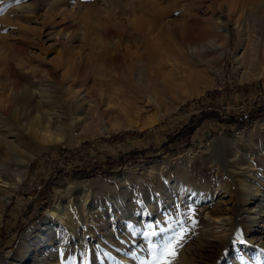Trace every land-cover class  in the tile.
<instances>
[{
    "label": "rangeland",
    "instance_id": "374dc122",
    "mask_svg": "<svg viewBox=\"0 0 264 264\" xmlns=\"http://www.w3.org/2000/svg\"><path fill=\"white\" fill-rule=\"evenodd\" d=\"M256 3L258 18L237 23L240 7ZM170 8L173 25L148 33ZM218 17L226 33L215 29ZM130 23L158 41L128 37ZM155 41L165 52L138 75L124 54ZM263 61L264 0H0V163L10 177L25 173L0 183V193L11 189L0 264H69V255L75 264H140L147 253L126 225L167 227L166 217L180 221L168 235L181 226L186 234L172 264H240L239 256L264 264V113L245 124L224 119L264 104ZM213 109L219 117L188 141L170 142L192 115ZM57 183L70 192L72 223L45 221ZM238 236L243 243L232 244ZM23 238L35 259L27 247L16 252Z\"/></svg>",
    "mask_w": 264,
    "mask_h": 264
},
{
    "label": "bare ground",
    "instance_id": "6f19581e",
    "mask_svg": "<svg viewBox=\"0 0 264 264\" xmlns=\"http://www.w3.org/2000/svg\"><path fill=\"white\" fill-rule=\"evenodd\" d=\"M249 7H251V8H249ZM249 7L247 5H243L242 7H240V14H239L238 18L236 19L237 23H239L241 21L243 24H246V26H247L249 24L250 20H256L258 18L255 16L257 11H258V7H259L258 4L256 3V7H253V6H249ZM231 8L235 9V6L231 7ZM173 11L174 10L172 8H170V10L165 12V13L157 14L152 21L148 22L147 32L152 33L155 30H162V29H164V27H166L165 31H167L170 28L168 25L172 26L173 25L172 23H174V22L173 21L169 22V20H166V17L169 16V13H173ZM225 25H226V21L223 22L222 19L220 17H218L217 25L215 26V29H217V32H218V30H220L221 32L226 33ZM247 31H248V28H247ZM147 32H145L142 23L138 27V31H135L133 25L130 23V27L128 28L127 35H128V37H132L133 35H138V36H140V39L151 40L152 38H156V40H157L158 37H152V38L147 37L146 36V35H148ZM217 32H216V34H217ZM250 32L252 33V29L250 30ZM251 33H249V32L247 33V36H246L247 39L241 38V43H240V46L238 48L239 51L241 49H243V51L241 52V54L239 56V58L243 62L246 59L248 51H250V50H247V47L252 45L251 42L253 43ZM156 35H158V34H156ZM248 36L250 37V39H248ZM128 40H130V38ZM157 41L152 42L151 44L148 43L146 46L144 45L145 47H143V49H140L137 47H136L137 48L136 49L134 47L135 48L134 51L129 50L124 54L125 55L124 59L128 60V62H129L128 65L131 66V68H134L138 75L142 74V72L145 70V67L150 65L154 59H160V55H163V53L165 52V51H163L162 45H160ZM192 45H193L192 42H188L187 46L191 51L193 49ZM189 49H187V50L190 51ZM213 49L216 53L215 59L220 62L222 60V57L224 56V52H225L223 46L221 45V43L215 42ZM118 56H120V55L115 53V55L113 57H114V59H116ZM117 59H120V57ZM262 63H264V61ZM241 79H245V78H241ZM100 84L104 85L105 82L101 81ZM76 97H77V95H76ZM77 99H79L82 102L85 99H87V101H89V99L87 98L86 95H82V96L78 97ZM56 140H59V139L56 138ZM61 143L64 144V142H61ZM7 169H8V166L5 163L4 164L0 163V183H1V186L3 188L8 187V186H6L7 180H10L12 182V184H17L18 182L21 181V179L25 175V173L23 172V173H17L15 175L12 174V177H10L9 173L7 172ZM8 177H10V179ZM59 186H60L59 183H57V185L55 186V190H56V192H58V201L55 205L48 208V210H47V216L45 219L47 224L49 221H52V220L58 221L61 223V222H63L62 218H64L65 221H67V223H72V221H73L71 214H70V211H69L71 208L70 192H67L66 194L64 193L63 195L60 194L59 193ZM10 190L11 189H5V190L1 191V193H0V215H1L2 205H4L8 201V198H9L8 193L10 192ZM86 206L87 205L84 204L83 207L87 208ZM152 207L153 206L150 204L149 208H152ZM68 225H70V224H68ZM69 230L72 232L75 230V228L72 224H71V226H69ZM53 233L54 234L58 233V231L56 230ZM21 247H25V248L27 247V251H26L27 253L28 252L31 253V251H32L33 255H34V257H32V259H35V257H36L35 253L36 252L34 250V247H35L34 245H32L31 243L26 244V242L23 238L20 241L18 247L16 248V252L19 251ZM27 257H30V256L26 255L24 257H21L20 261L21 260L25 261V259ZM5 260H6V258L3 257L2 262L4 263ZM36 261L37 260H32V262H34V263ZM14 264H16V263H14Z\"/></svg>",
    "mask_w": 264,
    "mask_h": 264
},
{
    "label": "snow or ice",
    "instance_id": "6c2138e0",
    "mask_svg": "<svg viewBox=\"0 0 264 264\" xmlns=\"http://www.w3.org/2000/svg\"><path fill=\"white\" fill-rule=\"evenodd\" d=\"M19 3L20 0H15ZM191 211V209H189ZM176 213L179 215V206L176 208ZM167 227H159L161 220H155L153 222H143V227H135L132 223L126 225V230L129 231L130 236L133 238V243L137 244L142 252L147 253L146 258L136 256V253H131L136 256V259L140 264H172L175 259L176 250L180 247L183 240L185 239V230L181 226L179 231H172L171 235H168L169 231L172 230L175 224L180 223L178 220H172L171 217H166L163 221ZM140 239L137 240L136 238ZM237 242L243 243L239 236L236 240L232 241V244ZM99 248V245H97ZM108 256V253H104ZM82 256H86V253H82ZM69 264H75L76 257L67 256ZM238 261L243 264L244 257L239 256ZM81 264H87V260H83Z\"/></svg>",
    "mask_w": 264,
    "mask_h": 264
},
{
    "label": "trees",
    "instance_id": "16d2710c",
    "mask_svg": "<svg viewBox=\"0 0 264 264\" xmlns=\"http://www.w3.org/2000/svg\"><path fill=\"white\" fill-rule=\"evenodd\" d=\"M213 111H218L216 109L213 110H205L202 113L198 115H192L188 122L179 127V130L176 131L175 133H172L169 137L170 142L175 143V142H180V141H188L191 134L196 130V128L199 126V124L205 119V118H217L219 117V113H215ZM264 113V104H258L256 103L253 106H250L248 108V116L244 117L242 113L239 115L233 117L232 119L229 117L223 116L225 120H231L232 122H239V124H245L246 122L250 121L254 117H258L259 115H262ZM136 155L133 154V151H128L124 154V157H127V160L134 159ZM125 159V158H124ZM121 162V159L119 160ZM125 164V163H123ZM121 166V165H119ZM68 172L71 173L73 176H87L91 175L92 172H86L82 171L79 168H70L68 169Z\"/></svg>",
    "mask_w": 264,
    "mask_h": 264
},
{
    "label": "built area",
    "instance_id": "2783aa9c",
    "mask_svg": "<svg viewBox=\"0 0 264 264\" xmlns=\"http://www.w3.org/2000/svg\"><path fill=\"white\" fill-rule=\"evenodd\" d=\"M242 113V115L244 116V117H247L248 116V110H244L243 112H241Z\"/></svg>",
    "mask_w": 264,
    "mask_h": 264
}]
</instances>
